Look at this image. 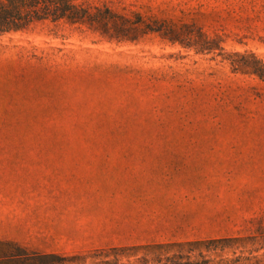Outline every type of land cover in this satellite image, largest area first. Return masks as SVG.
I'll return each mask as SVG.
<instances>
[{
    "label": "rangeland",
    "instance_id": "1",
    "mask_svg": "<svg viewBox=\"0 0 264 264\" xmlns=\"http://www.w3.org/2000/svg\"><path fill=\"white\" fill-rule=\"evenodd\" d=\"M74 1L138 29L0 35V264L264 260V0ZM65 164L113 172L26 171Z\"/></svg>",
    "mask_w": 264,
    "mask_h": 264
},
{
    "label": "trees",
    "instance_id": "2",
    "mask_svg": "<svg viewBox=\"0 0 264 264\" xmlns=\"http://www.w3.org/2000/svg\"><path fill=\"white\" fill-rule=\"evenodd\" d=\"M51 21L52 23L64 22L70 26L88 27L102 32L110 40L122 41L124 30L138 29L125 15L119 14L110 7L90 6L74 0H0V35L9 32L25 31L38 22ZM238 57V56H237ZM238 61H232L236 70L256 76L264 82V61L254 55H239ZM236 240V239H226ZM213 240L210 242H217ZM223 241V240H220ZM188 245L202 244V242H188ZM161 247L163 245H157ZM36 264L52 260L55 256L25 255ZM58 264V263H57ZM155 264H210L208 260L202 262L185 260L182 256L167 257L165 261L158 260ZM220 264H264V260L240 259Z\"/></svg>",
    "mask_w": 264,
    "mask_h": 264
},
{
    "label": "crops",
    "instance_id": "3",
    "mask_svg": "<svg viewBox=\"0 0 264 264\" xmlns=\"http://www.w3.org/2000/svg\"><path fill=\"white\" fill-rule=\"evenodd\" d=\"M162 173H171L174 169L170 168H161ZM26 171L35 173L38 175H48V176H72V175H108L112 174L113 170L110 167H106L104 165H90V164H65V165H43L41 167H34L30 169H26ZM122 173V169L119 170ZM117 171V172H119ZM178 171V169H176ZM125 172H127L125 170ZM111 215H105L104 217H98L95 219L98 223H103L96 228V231H106L110 230L105 226L106 223H111ZM125 221H127V214H125ZM120 220L123 221V215H120Z\"/></svg>",
    "mask_w": 264,
    "mask_h": 264
}]
</instances>
